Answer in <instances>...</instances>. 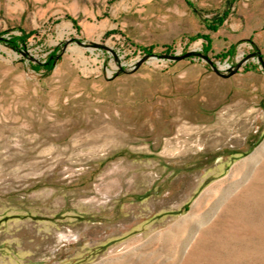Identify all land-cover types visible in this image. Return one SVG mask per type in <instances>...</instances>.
I'll return each mask as SVG.
<instances>
[{
  "label": "rangeland",
  "instance_id": "obj_1",
  "mask_svg": "<svg viewBox=\"0 0 264 264\" xmlns=\"http://www.w3.org/2000/svg\"><path fill=\"white\" fill-rule=\"evenodd\" d=\"M260 36L264 0H0V264H264Z\"/></svg>",
  "mask_w": 264,
  "mask_h": 264
},
{
  "label": "water",
  "instance_id": "obj_2",
  "mask_svg": "<svg viewBox=\"0 0 264 264\" xmlns=\"http://www.w3.org/2000/svg\"><path fill=\"white\" fill-rule=\"evenodd\" d=\"M149 55L145 56L144 58H142L141 60H139L138 62V66L137 67H140L148 58ZM193 56H197V57H200L208 62L211 63V59L209 58L208 55H205L201 52H197V51H190V52H187L185 54H182V55H178V54H165V55H162L160 56V58H163V59H168V60H171V61H181V60H184V59H187V58H190V57H193ZM254 56V54L252 55ZM243 64V62H240L238 64V66L234 69H231L229 71L228 74H225V73H221L219 70L215 69V72L220 75L221 77L223 78H229L233 75H235L238 70L240 69L241 65Z\"/></svg>",
  "mask_w": 264,
  "mask_h": 264
},
{
  "label": "bare ground",
  "instance_id": "obj_3",
  "mask_svg": "<svg viewBox=\"0 0 264 264\" xmlns=\"http://www.w3.org/2000/svg\"><path fill=\"white\" fill-rule=\"evenodd\" d=\"M226 67H227V65L224 67V69ZM263 153H264V147H262L261 149H259L255 155H253L251 158H249L248 161H245L244 162L245 165L251 166L256 161L257 157L263 155ZM244 163H243V165H244ZM238 168H240V166L237 167V169Z\"/></svg>",
  "mask_w": 264,
  "mask_h": 264
},
{
  "label": "trees",
  "instance_id": "obj_4",
  "mask_svg": "<svg viewBox=\"0 0 264 264\" xmlns=\"http://www.w3.org/2000/svg\"><path fill=\"white\" fill-rule=\"evenodd\" d=\"M227 15H228V13H225L223 16H221V17L219 18V21L216 22V26H214V27H209V29L212 30V31H216L217 28H218V26H221V25L223 24V22H224V20L226 19ZM203 38H205V40H206L207 42H208V41L210 42L208 36H204ZM148 55H150V54H148Z\"/></svg>",
  "mask_w": 264,
  "mask_h": 264
},
{
  "label": "crops",
  "instance_id": "obj_5",
  "mask_svg": "<svg viewBox=\"0 0 264 264\" xmlns=\"http://www.w3.org/2000/svg\"><path fill=\"white\" fill-rule=\"evenodd\" d=\"M212 42H213V40H212ZM229 43H230V42H229ZM257 43H261L262 46H263V50H264V37L260 36V38L258 39ZM213 44H214V43H213ZM223 46H225V45H223Z\"/></svg>",
  "mask_w": 264,
  "mask_h": 264
},
{
  "label": "built area",
  "instance_id": "obj_6",
  "mask_svg": "<svg viewBox=\"0 0 264 264\" xmlns=\"http://www.w3.org/2000/svg\"><path fill=\"white\" fill-rule=\"evenodd\" d=\"M226 64H227V67H226L224 70H228V71H230L231 69H233V67H231L230 64H228V63H226Z\"/></svg>",
  "mask_w": 264,
  "mask_h": 264
}]
</instances>
